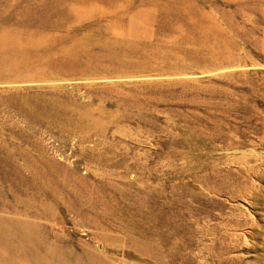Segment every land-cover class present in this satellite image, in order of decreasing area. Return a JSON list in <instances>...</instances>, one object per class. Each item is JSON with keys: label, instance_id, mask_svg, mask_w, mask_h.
Instances as JSON below:
<instances>
[{"label": "rangeland", "instance_id": "374dc122", "mask_svg": "<svg viewBox=\"0 0 264 264\" xmlns=\"http://www.w3.org/2000/svg\"><path fill=\"white\" fill-rule=\"evenodd\" d=\"M263 9L0 0L2 264H264Z\"/></svg>", "mask_w": 264, "mask_h": 264}, {"label": "bare ground", "instance_id": "6f19581e", "mask_svg": "<svg viewBox=\"0 0 264 264\" xmlns=\"http://www.w3.org/2000/svg\"><path fill=\"white\" fill-rule=\"evenodd\" d=\"M239 1H253V2H257V3H263L264 4V0H239ZM174 8H176V10H178V11H180V12H188V10L189 9H185V8H178V7H174ZM263 11V13H264V9L262 10ZM137 15L138 16H140V17H142V18H146L148 15H149V10L147 11V10H139V12H137ZM6 39V38H5ZM0 43H1V40H0ZM3 44V43H2ZM4 45H6V43H4ZM123 45V44H122ZM22 233V232H21ZM22 235L24 236V234L22 233ZM24 239L25 240H27L28 241V239H27V236L26 237H24ZM5 249L7 250V251H12L13 250V247L11 246V244H9V243H7L6 244V246H5ZM33 252H35L36 253V251H33ZM2 254L3 253H0V264H2V262L4 261V260H6L3 256H2ZM19 260V259H18ZM37 260H38V262H39V264H45V260H44V257H40V256H38V258H37ZM11 261V264H16V262H17V264L19 263V261H12V260H10Z\"/></svg>", "mask_w": 264, "mask_h": 264}]
</instances>
